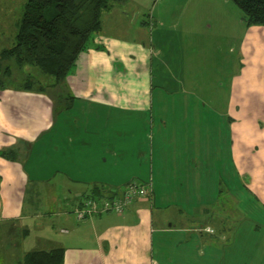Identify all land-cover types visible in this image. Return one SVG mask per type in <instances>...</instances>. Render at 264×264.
I'll return each instance as SVG.
<instances>
[{"label":"crops","instance_id":"1","mask_svg":"<svg viewBox=\"0 0 264 264\" xmlns=\"http://www.w3.org/2000/svg\"><path fill=\"white\" fill-rule=\"evenodd\" d=\"M204 1L195 0L192 32L185 27L177 47L173 81L189 97L101 94L94 66L122 67L96 48L82 51L84 68L75 64L53 91L73 101L0 88V264L54 248L62 264H264V237L244 236L238 263L226 211H210L225 194L228 210L235 195L264 216V26H246L230 0ZM212 4L222 19L206 12ZM150 53L172 63L161 48ZM132 163L142 180L126 175ZM131 180L150 183L151 195L124 214L75 218L85 197L118 193ZM262 229L256 223L248 234Z\"/></svg>","mask_w":264,"mask_h":264},{"label":"rangeland","instance_id":"2","mask_svg":"<svg viewBox=\"0 0 264 264\" xmlns=\"http://www.w3.org/2000/svg\"><path fill=\"white\" fill-rule=\"evenodd\" d=\"M24 1L0 0V37L2 38V41L0 40V49L10 45L12 35L23 9ZM212 1L205 0L204 2L211 3ZM216 1L219 2V0ZM194 4L195 0H115L112 1L108 9L102 10L99 15L100 29L90 35L85 50L96 48L95 50H97L98 54L105 55H108L110 52L109 60L114 58L118 59L121 62L122 68L119 72H116L113 64L110 66L106 63L104 65L105 68H100L103 65L102 62L94 66L98 77V85L102 81V91L100 93L108 96H111V94L113 96L122 95V98L139 95L140 97L151 95L153 98L164 96L168 99L191 96V89L180 88L173 79L179 76L180 72V68L176 67V65H179L178 58H176L178 54L177 47H180L179 38L182 35L183 29L185 27L187 28V26L189 32H192ZM208 7L207 10L205 9L208 14L215 12L213 4ZM215 14L217 18L222 19V15L217 12ZM185 22H189L190 24H186L185 26ZM158 48L167 52L168 56H173L172 58L168 57L172 61L171 64L165 65L160 63L161 58L158 55L153 56L150 53V50L156 51ZM97 58L107 60V57H104V55ZM163 60H166V57H163ZM75 64L81 65L83 68L86 65L81 59L75 61L70 72L75 68ZM6 66L9 67V73L6 76L4 75L5 77L1 76V78L9 86L21 85L24 79H26L27 74H32L37 80H42L44 86L47 84L46 80H43V77H40L36 72L31 71L29 73L31 69L28 67L19 68L11 61H0L1 71ZM150 68L153 70V82L149 78ZM145 76L147 78V83H145L148 87V94L145 93L144 89L146 84L141 83ZM157 80H166L168 84L163 89L155 88ZM139 84H142L141 86L143 87L139 86ZM44 89L45 92L51 95L54 94L50 87ZM66 89L69 90L68 87ZM61 93L64 94V91ZM67 95L73 98L72 94L67 93ZM71 100L73 101V99ZM75 110L76 108H72L71 113L68 114L70 116H67L71 121H69L71 126L76 124L75 120L77 119L78 113ZM150 143L151 140L149 139L142 142L143 146L145 144L147 145L146 148H149ZM106 144L108 143L106 142L104 145ZM110 146L111 144L109 143L105 148ZM129 163L131 162L129 161ZM127 165L125 164V166ZM124 171L127 172L126 175L130 174V177L142 180V177L138 173L142 175L143 170L134 168V163H132V167L129 170L125 169ZM61 190V187L57 186L54 192L58 195ZM227 197L225 194L217 197L215 204H213L214 207L210 211L212 212V210L216 209L217 214L226 211V224L232 226V235L236 239V243L231 249L232 259L240 263V245L243 237L245 236V241L247 240L249 242L257 240L259 236L264 237V233H262L264 229L259 234L256 233L251 236L248 234L250 231L249 228H252L256 223L264 227V216H260L258 213L256 214L255 209H253L254 206L250 203L246 205L243 201L237 200L238 197L235 199V195L233 201H231L230 210H228L227 207L230 203L227 201ZM225 204L226 206H224ZM242 205L248 207H243ZM225 207L227 210H225ZM172 208L173 206L170 207L169 211H172ZM217 219L218 217L216 216L213 223H216Z\"/></svg>","mask_w":264,"mask_h":264},{"label":"trees","instance_id":"3","mask_svg":"<svg viewBox=\"0 0 264 264\" xmlns=\"http://www.w3.org/2000/svg\"><path fill=\"white\" fill-rule=\"evenodd\" d=\"M112 1L115 0H25L10 45L0 49V61L28 67L29 73L36 72L48 85L27 74L22 84L14 87L39 92H45L46 87L59 90L85 50L90 35L100 29L101 11L108 9ZM230 1L241 11L246 26H264V0ZM8 73V66L0 69V88L6 85L1 76ZM61 95L56 96L73 99ZM60 106L67 109L70 105ZM62 261L63 249L54 248L27 252L18 264H62Z\"/></svg>","mask_w":264,"mask_h":264},{"label":"built area","instance_id":"4","mask_svg":"<svg viewBox=\"0 0 264 264\" xmlns=\"http://www.w3.org/2000/svg\"><path fill=\"white\" fill-rule=\"evenodd\" d=\"M151 195L150 183L131 180L121 187L118 193L113 192L104 197L87 196L73 209L77 220H84L100 214L120 215L126 213L138 200Z\"/></svg>","mask_w":264,"mask_h":264}]
</instances>
